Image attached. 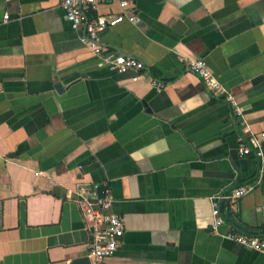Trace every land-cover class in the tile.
<instances>
[{
    "label": "crops",
    "instance_id": "crops-1",
    "mask_svg": "<svg viewBox=\"0 0 264 264\" xmlns=\"http://www.w3.org/2000/svg\"><path fill=\"white\" fill-rule=\"evenodd\" d=\"M62 1L0 0V264H93L94 228L74 192L98 184L125 225L108 264H264L224 236L264 234L261 163L238 153L264 132V0L99 3L91 18H138L100 32L107 50L145 63L138 80L101 64ZM198 57L245 124L189 70ZM245 183L256 187L223 203L214 232L210 197Z\"/></svg>",
    "mask_w": 264,
    "mask_h": 264
},
{
    "label": "built area",
    "instance_id": "built-area-1",
    "mask_svg": "<svg viewBox=\"0 0 264 264\" xmlns=\"http://www.w3.org/2000/svg\"><path fill=\"white\" fill-rule=\"evenodd\" d=\"M106 1L108 0H63L62 8L65 11L71 29L81 31L80 40L94 52L101 64L105 65L112 72H136L137 74L133 79L138 80L143 77V71L146 68L145 63L137 57L107 50L100 38V32L106 28L113 27L124 20L136 23L138 18L135 15H127L124 12L113 17L97 16L91 18L90 12L95 10L99 3ZM120 5L122 8H126L130 5V2L129 0H121ZM4 19H9V15L6 14ZM186 64L189 70L196 73L213 90L216 96L226 98L237 117L245 124L244 108L239 104L234 95L220 83L209 68L205 58L187 59ZM152 83L159 89L165 86L163 82L155 79L152 80ZM238 153L241 156L254 155L260 160L259 177L256 183L260 181L264 174V132L258 134L251 133L248 137L242 138L238 147ZM256 183L241 184L230 193L216 194L210 197L214 219L212 228L214 232H218L224 223L222 215L223 203L235 205L238 199L255 189ZM74 193V201L79 203L86 220L94 228L90 241V255L93 264H108V259L117 251L120 238L125 231V225L121 216L111 211L115 198L108 191L105 192L104 196H99L97 185H78ZM224 236L241 247L264 253L263 233L230 230Z\"/></svg>",
    "mask_w": 264,
    "mask_h": 264
},
{
    "label": "water",
    "instance_id": "water-1",
    "mask_svg": "<svg viewBox=\"0 0 264 264\" xmlns=\"http://www.w3.org/2000/svg\"><path fill=\"white\" fill-rule=\"evenodd\" d=\"M55 88L58 91H62L64 87L62 83H56ZM106 190H107V187L104 184L97 185V192L99 196L101 197L104 196ZM70 264H91V260L88 256H83V257L74 258Z\"/></svg>",
    "mask_w": 264,
    "mask_h": 264
}]
</instances>
